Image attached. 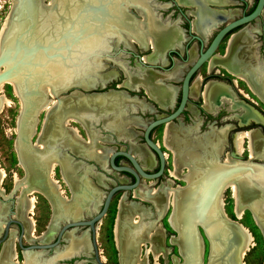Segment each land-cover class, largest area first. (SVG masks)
Wrapping results in <instances>:
<instances>
[{"label":"bare ground","instance_id":"1","mask_svg":"<svg viewBox=\"0 0 264 264\" xmlns=\"http://www.w3.org/2000/svg\"><path fill=\"white\" fill-rule=\"evenodd\" d=\"M18 1L17 7L13 10L10 18L9 16L6 17L0 30V54L5 49L8 50L9 54L11 51L19 50V53L15 55V57L11 54L0 67V71L3 67V69H7L10 72L5 79L0 81V93L3 83L10 82L12 83L14 92L18 94V96L24 98L25 106L17 131V151L21 165L26 169V175L20 182L22 190L18 199L19 202L17 203L16 211L14 212L23 225V235L28 240H31L34 222L30 216L26 215L32 212L34 198L26 194L28 191H37L49 201L52 209L51 219L47 225L49 229L55 227L56 222L59 220L78 219L80 215L85 213V210L91 207V204L99 200L97 197L98 190L91 183L89 175H95L96 178L98 177L97 174H92L89 168L77 170L67 161L65 156L61 158V173L68 185L67 187H69L71 191L69 199L63 196L62 190L58 188L53 177V168L56 161L54 148L50 146L54 143L66 146L75 154L98 163L105 161L111 152L107 146L103 145L104 142L111 141L110 137H99L97 134L87 129L89 140L82 139L78 134L77 128L66 126L67 119H77L84 125V122H86L84 118H87L84 116L87 114L86 112L91 115L89 119H96L97 113H104L106 116L102 119L103 128L116 139H125L127 141L128 151L135 155L142 167L147 168L153 164L151 153L144 144H137L133 140L134 132L128 127L143 126L144 122L138 117L127 116L128 110L135 111L137 107L141 110L151 109V106L142 99H138L134 96L129 97L123 91L113 92L109 90L106 93L92 95H79L77 92L72 91L67 97L60 98L49 107V105H47L48 100L45 97V91L54 94L73 85L85 90L93 87H103L110 80L117 77L114 70L101 73L104 67V60H101L103 63L97 64L92 75L87 73L89 65L88 60L93 57L99 59L101 55L104 56V53L110 48L108 42L122 44L127 49H131L129 47L133 46V43L143 49H146L148 46L150 49L152 48V53L150 54L151 56L149 55L146 59L149 62H156L157 58L159 59L160 57L164 62L162 57H164L163 53L165 51L172 48L180 49L178 43L181 39V30L175 26L176 24L168 25L161 23L160 20L158 21L156 18H153L150 13L144 11L141 7L135 6H141L144 0H52V5H47L50 6L49 8L41 6L39 0ZM177 1L178 3L184 4L183 0ZM213 1L225 2V0ZM124 3H133L142 19L138 18L139 16L137 15L130 14L123 10L122 4ZM203 4L208 5V3ZM263 10L262 14H264ZM132 11L135 13L134 10ZM234 13L236 14L237 11H234L233 14ZM212 17L214 16L211 14V10L208 9L202 21L212 20L210 19ZM194 23L195 21L191 24ZM193 27L195 28V24ZM238 34H240V30L230 36L229 45L226 48L227 55L221 56L214 54L208 59L207 70L214 66L223 68L228 73L235 75L237 79L246 82V85L250 87L249 89L257 93V95L264 100V71L255 74L256 76L253 78V72L249 69L245 70L240 66L238 55L241 57L244 53V47L242 49L240 44L245 42L246 39H241L242 36ZM46 36L58 37V40H50L44 43L43 41L46 39L43 40L42 38ZM121 40H125V43L129 47L125 46ZM242 45L244 46V44ZM72 49H74V53H72ZM56 50L57 52L52 54L56 57L51 56L53 58H49L50 53ZM38 51L42 54V57L38 54L35 59L36 61H42L44 57L45 63H52L57 60L58 63L62 61L65 62L66 59L70 57V53H72V55H75L73 56L74 59H76L75 62L81 61L87 63L84 65L82 64V68L78 69L79 71L76 72H66L63 68L64 66H62L66 64L47 65L45 69L37 72L38 76H34L29 80L28 86H26V82H24L21 84V88L20 83L22 77L19 76V74L22 73L24 67L27 68L31 65V58ZM194 55V49L191 47L189 50L190 61L194 58ZM138 72L140 73L138 76L134 78L129 76L127 79L123 80L121 85L129 90L142 88L145 95L149 99L155 101L159 107H169L175 94V87L163 84L162 80L176 79L178 74H180L179 63L176 62L175 67L167 73H156L150 69L143 68H138ZM30 75V69L27 68L24 76L28 77ZM251 78H253L254 81ZM237 79H234V84H236ZM198 82L199 75H196L189 86V95L191 97H195L197 94ZM231 93L232 92H229L227 86L223 83L208 81L205 83L201 94L203 97V107L211 110L214 100L219 94L231 97ZM243 94L246 96L244 92ZM244 109L246 113L242 116H238L239 124L248 123L251 119L264 123L262 118L251 108L245 106ZM41 110H46V117L44 125H41L40 132L38 133V143L41 146L39 148L35 145H28L27 142L20 139L22 136L28 139L33 135L37 115ZM191 110V113H195L193 107H191ZM122 117L128 118V120ZM132 118L137 119L139 123L131 120ZM165 125L163 144H165L173 153L172 155H174V174L177 175L180 168L186 164L189 165L188 172L181 176V178L187 182L186 187L188 190L183 192L182 189L184 188L175 191L169 188L159 187L156 192L152 193L151 190H140L136 188L132 191L133 196L137 195L136 197L139 196L138 198L140 199L155 202L156 197H158L156 194L161 193L162 195L160 198L163 197L165 202L167 201L173 205V212L170 214L169 222L178 233V236L172 240L179 245L180 252L184 258L182 264H200L201 243L196 231L189 227L190 220L193 215L196 214V208L203 198V194L209 191L211 186L218 181V177L225 173V169H232L233 173L225 180L224 178L220 179V183L205 211L204 222L206 226V235L211 246H216L218 243L222 248L221 253H224L222 256L223 258L219 259L221 253H218L219 255L217 258L216 255L214 256V251L211 248L210 264L228 263L227 255L234 251L233 240H237L235 246L237 262L242 264L240 261L241 256L243 252L252 245V237L248 230L241 224L228 222L231 228L225 225L223 220H227L224 217L220 194L225 187H231L234 193V212L236 217L239 218L242 210L247 207L253 213L256 222L261 227L264 234V164L253 165L249 162L240 163L238 161L233 163L229 158L227 161H231L232 163H226L224 161L218 164L216 159L223 147H225V133L228 126L218 129L211 127L209 131L196 138H185V132H188V129L190 131V129H192L191 127L185 129V126L183 127L171 122ZM51 134L59 140H52ZM245 138L248 139L247 143L250 157L264 158V139L261 137L258 129L238 131L234 134L233 147L235 149V154H241ZM196 148H199L200 152H196ZM164 156H166L165 153ZM190 163H192V165H190ZM209 166L211 167L209 168ZM255 170L261 171V175L255 173ZM86 171H88V174H86ZM248 172L254 178L256 176L255 180L261 184L257 185L249 182L248 177L244 176ZM3 176L4 172L0 168V185ZM116 179L122 182V178L118 177ZM19 181L20 180L15 178V183ZM0 190H2L1 187ZM135 190H137L136 195ZM168 198L169 200H167ZM4 208V206L1 207L0 213H3ZM136 212L140 213V215L143 214L142 209L137 205L121 203L119 206L114 230L115 240L121 251L122 264H135L137 261L141 262L138 255L139 250L137 248L141 241L149 240L151 242L150 250H152L155 255L159 252L154 248L157 247V243H155L153 239L155 235L148 234L150 227L153 229V226L151 224L144 226V224L132 225L133 222L130 223ZM21 218L25 221V225ZM127 224L132 232H127V230L124 231L123 228ZM214 224L219 225L223 229H227V231L229 230L230 236L228 234V237H226V243H224L220 239L218 233L214 231ZM1 227L2 225H0V229ZM25 228L27 234L25 233ZM52 233L53 231H48V228H46L41 233L39 240H49ZM74 235H85L87 238L86 231H80L79 234H76L74 230L68 231L62 237L65 241V245L58 249L55 248L54 255L50 259L39 262L35 255L27 253L24 263L54 264L55 259L58 258L89 253V243L87 244L88 239L87 241L84 240V242L80 238V240H77V238L72 241L70 237ZM5 246L6 249L4 248ZM5 246L0 253V264H11L12 260L15 258L16 251L14 245L10 246L9 249H7L8 245L5 244ZM133 251L134 254H132ZM147 251H149V249L146 250V252ZM103 259L104 257H102V260ZM102 260L99 256V261L103 262ZM75 264L81 263L78 262Z\"/></svg>","mask_w":264,"mask_h":264},{"label":"rangeland","instance_id":"2","mask_svg":"<svg viewBox=\"0 0 264 264\" xmlns=\"http://www.w3.org/2000/svg\"><path fill=\"white\" fill-rule=\"evenodd\" d=\"M159 1H161V0H159ZM159 1H157V0H144V3H142L141 6L140 5H135V6L141 7V9L150 13L153 16V18H157V20L159 21L158 16L154 15V12L152 10V6L149 3L156 4V7H153L155 12L158 11V12H163L164 14H167L172 9V6H168V3H162V5H160L161 8L159 9L157 7V5L160 4ZM249 2L250 1L247 0L246 8H248L252 4ZM18 3H19L18 0H16V1L15 0H0V30H1L3 24L6 20V17L9 16V18H10V16L13 13V10H15ZM39 3L41 6H44L45 8H49L52 5V0H39ZM14 4H16V5H14ZM49 4H50V6H47ZM122 7H123L122 8L123 10L129 12L130 14L137 15V16H139L138 18L142 19L139 15L138 11L136 10V7H134L133 3H124V4H122ZM131 9L134 10L135 13H133V11ZM174 17L171 16L172 21H169L170 19H168V20L165 19V20H160V22L163 24H168V25L169 24H177V22H175L177 20V18H175V20H174L173 19ZM256 21L258 22V20H256ZM175 26L177 27V25H175ZM112 27H114V26H112ZM215 28L216 27H214L213 29L210 30L211 31L210 35L215 30ZM57 38L58 37L46 36L42 39L43 40L46 39L45 41H43L45 43V42H48L50 40H58ZM121 41L125 44V46H127V44L125 43V40H121ZM108 44L110 45V48L107 49V51L104 53L105 54L104 56L101 55L99 57V59L93 57L90 60H88L89 65L87 68V71H88L87 73L92 75L94 73V69L97 67V64L103 63L101 60H104V63H103L104 67H103V70L101 71V73H106V72H109L110 70H113V68H115V65L113 66V64H116L120 68L121 72H116V70H114L117 74V77H115L114 79L109 81L110 86H106V88H102L100 90H98V87H94L95 89L91 90V92H105V91H107L108 88L115 89V90H123L122 87L115 88V86L117 84H119L120 82L122 83L123 80L127 79L129 76L134 78L135 76H138L140 74L138 72V68H140V65H139L137 59H135L133 56H130L124 52L125 51L124 49H127V48H125L122 44H113L112 42H108ZM133 44H135V43H133ZM135 45H137V44H135ZM221 46H222V44H221ZM221 46L217 49V53L222 52ZM127 47H129V46H127ZM138 47L143 49L140 46H138ZM129 48L133 49L132 46ZM119 50H120V52H119ZM73 51H74V49H72V53H74ZM225 51L226 50H224V52ZM55 52H57V50L52 51L49 55V58H53L51 56H55V55H52V54H55ZM18 53H19V50L11 51L10 55L13 54L15 57V55H17ZM72 53H70V57H68L65 62L62 61V62L58 63L57 62L58 60H57L56 62H52V63L46 62L45 63L44 57L42 58L43 59L42 61H36L35 60L38 54L42 57V54H40V52L38 51L37 53H35L32 56L31 65L29 67H27L28 69H30L31 75L28 77L24 76V73L27 70V68H25V67L22 69V73L19 74V76L22 77L20 86L24 82H26L25 84H26V86H28L29 80L32 79L34 76H38L37 72L45 69V67L47 65H50V64H66V65H62V66H64L63 68L66 72L79 71L78 69H81L82 66L84 64H86L87 62H84V63L81 61L75 62L76 59H74V57H73L75 55H72ZM151 53H152V48L150 49V53L148 55L143 56L142 59L144 61L149 62L146 59V57H148ZM72 59H73V61H72ZM69 60H71V61H69ZM157 60H160V59L157 58ZM175 62H178V61H175ZM142 65H141L142 68H146ZM1 69H3V67ZM199 72L202 74L201 69ZM232 77H233V79H237L235 77V75H232ZM120 79H122V80L120 81ZM238 80H240V79H237L236 84L238 83L239 91L241 90L240 91L241 93L244 92L245 94H249V92L246 90V88L244 86V83H245V85L247 83L244 82L243 80H242V82H244V83L238 82ZM246 87L250 88L248 85H246ZM21 88H22V86H21ZM73 90H78L79 93L80 92L82 93V95L90 94L89 91H82L81 88L78 89L77 86L75 87V85H73L71 87L69 86V87L63 89L62 91L56 92L54 94H52L51 92L45 91V97L48 100L47 105H49V107H50L51 105L54 104V102H56L57 98L67 97ZM249 90L251 91V89H249ZM142 91H143V89H142ZM251 93L255 96L257 95V93H255L253 91H251ZM128 94L130 95V97L134 96V97L139 98V95L141 94V92H140V90L138 92L137 91L135 92L132 90V91H128ZM248 97L253 99L254 101H256L258 103L256 106H253L255 108V110H257L261 114L264 113V106L261 103H259L254 98V96H251L249 94ZM257 97L264 104V100L261 99L259 97V95H257ZM238 99L241 100V98H238ZM245 104H247V105L249 104L251 106L250 103H245ZM24 106H25L24 98L22 96H18V94H16L14 92L12 83H10V82L3 83L2 91L0 93V168L3 170L4 176H3V179H2V182L0 185V187L2 189V190H0V195H1L0 196V209L2 206H4L5 208H4L3 213L2 212L0 213V225H2L1 229H3L4 222L9 216L12 218L19 219L16 214L12 215L11 213L13 212V208H12L13 203H14V211H16V206L18 205L17 203L19 202L18 199L20 197V192L22 190L20 182L24 179V177L26 175V169H25V167H23V165H21V161L19 160L18 151H17V149H18L17 148L18 147V145H17V131H18V126L20 125V122H21V115H22V111H23ZM188 108L190 111H192L191 106H188ZM244 113H246L245 109H243V112L241 114L238 113V114H240L238 116H242ZM131 114H132V116H129V117L140 115L143 118H149L150 116H152L153 113L149 110H145V109L141 110L140 109V111L138 110V111H135ZM186 114H187V116L191 117L189 112H187ZM192 114H194V113L192 112ZM45 117H46V110H41V112L37 115V121H36V125L34 128V133L37 131L40 132V127H41V125H44ZM123 119L128 120V118H123ZM73 120H75V119H73V118L67 119L66 126L77 127L79 129V134H81V136L83 137V134H85L87 132L86 127L84 126L85 129L80 128L79 125H77L73 122ZM131 120L139 123V121L137 119L132 118ZM191 120H193V119L191 118ZM77 121H79V120H77ZM79 122H81V121H79ZM188 122H190V120H188ZM238 123H239V121H238ZM81 124H83V123H81ZM174 124L181 125L180 123H174ZM165 126L159 125L153 131V133H151V139L154 142H158L159 145H160L161 141H162V143L164 142V140H163L164 131L162 134H160V130H163V128ZM181 126H183V125H181ZM195 126H196L195 123L193 125H187V126L185 125V127L183 126L185 129L190 128V127L192 128V129H190V131H192V132H190L189 129H188V132H185V138H190V137L196 138L199 135H202L203 133L209 131L210 128L212 127V126H209L205 131L198 134V133H195L193 131V129L195 130ZM128 127L134 132L133 140L136 143H141L142 142L141 141L142 127H133V126H128ZM254 129H256V128H254ZM241 130L242 129H240V131ZM88 134L89 133L87 132L86 133L87 140H89ZM234 134H233V136H234ZM126 136H128V135H126ZM34 137L35 136H33V138L30 139V141H32L33 144H35V146L38 145V147L40 148L41 146L38 143V138L35 141ZM51 138L54 141L59 140L54 135H52ZM61 138H63V137H61ZM110 139H111L110 144L106 145V146L111 151L115 150L116 148H119V146H121L120 147L121 149H123V146H126L127 141L125 139H122V138L115 139L113 135L110 137ZM232 140H233V138H232ZM245 140H246L245 142L247 144V150H248V143H247L248 139L245 138ZM100 142H102V141H100ZM163 145L165 148H167L165 146V144H163ZM160 148L165 152V154L168 153V151L163 149L161 146H160ZM195 150H196V152H200L199 148H196ZM233 151L235 153V149H233ZM170 153H171V155L173 154L171 151H170ZM248 154L250 156L249 150H248V152L243 151V152H241L240 155H238V158H236V160L233 159L234 157L232 158L231 155H226V156H224L223 162L225 161L226 163H232L231 161H227V159L229 158L230 160L233 161V163H235L238 160L239 162L249 161L252 163H257V164L263 163L264 164V161L261 162V161L255 160V159H248ZM51 156H53V155H51ZM173 157H174V155H172L171 160H170V158L166 159V161L170 160L172 162V165L170 163L165 164L166 171L163 173V176L158 181L154 182L152 180L149 181L147 179H142L141 183H139V185L136 188H139L140 190H151L152 193L156 192L159 187L169 188V189H172L175 191L182 189L187 184V182L184 181V179L181 178V176L188 172L189 165L186 164L185 166L180 168L177 175H175L174 174V159H173ZM190 165H192V163H190ZM151 166L147 167V168L149 170H151ZM210 167L211 166H209V168ZM97 170L99 171L100 169H97ZM60 171H61V169H60ZM255 173H259L261 175L262 172L259 170H255ZM86 174H88V171H86ZM111 174L112 175H110V176L106 175L107 177H98V178H96L92 175L94 179L91 177V179L93 181L94 180L98 181L97 184L94 183L95 188L98 190V196H97L99 199L98 201L102 200V197L105 194V192L107 191V189L111 185L115 184V182H116L113 177H118V176L113 172H111ZM169 174L174 175L175 178L169 176ZM246 175H244V176L248 177L249 182H252L253 184H257V185L261 184L255 180L256 176L254 178L249 172ZM61 176L63 178L62 179L63 182L58 183V184L60 185V188L63 191V196L69 199V197L71 196V191L69 190V187H67L68 185H67L62 173H61ZM89 176H91V175H89ZM15 178H17L20 181L15 183ZM54 178H57V176L55 175ZM259 178H260V176H259ZM122 181H123V179H122ZM15 186H16V188H15ZM13 189H15V190H14V193L12 194L11 192ZM136 191L137 190H135V195H136ZM29 192H31V191H28L26 194H28ZM233 194H234L233 189L231 187H228V186L225 187L224 189H222V191H221L220 195L222 198V209L224 212V217L227 218V220L230 222L234 221L238 224H241L243 227H245L248 230V232L250 233V235L252 237V240H251L252 245H250L248 247V249H246V251L243 252L240 261L242 262V264H264V234H263V231H262L261 227L258 225V223L256 222L253 213L247 207H245V209L242 210V212L239 215V218L236 217V214L234 212L235 199H234ZM13 195H15L14 202H12L13 199L10 197ZM29 195L33 196L34 203H33L32 212H31L32 214H29V215L27 214L26 216H30L33 219L35 230H33V233L31 235L32 238H30L31 240H28L23 235L22 240H21L22 245L34 244L37 242H45L47 240H43V241L39 240L40 232L43 231L44 229L48 228V231H53V233H54L55 228H56V226L55 227L50 226L51 227L50 229L48 226L46 228H44V225L46 224V221H47L48 216H49V207H48L49 201L42 194L41 195L46 199L48 204L43 199V197L37 193H31ZM136 196H133L131 191H126L123 193H119V192L115 193L110 200V203L108 205V208H107L105 214L102 216V218L96 224L95 235H94L96 247L98 249V255L101 257V260H102V257H104V259L102 260L103 262H101V264H122L121 251H120L119 247L117 246V243L115 240V230H114L115 229L114 227H115L116 221H117L118 212H119V206L121 203L134 204L135 206L137 205L140 207V209H142L143 214L140 215V213H138V212H136V214L134 213L135 215L133 216L132 221L130 223L133 222L132 225L133 224H135V225L144 224V226L151 224L153 226V229H151V227H150L148 234H154L155 235L153 237V239H154L155 243H157V247H154V248L156 251H159L155 255L154 252L152 250H150L151 242L149 240H147L148 242L147 241H141L137 246V248L139 250L138 251L139 259L141 260V262L137 261V262H135V264H142V262H143V264H182L184 262V260H183L184 258L181 255L179 245H177L172 240L178 236V234L176 232L177 230L173 226H171V223L169 222L170 214L173 212V205L166 201L165 206L163 207V211L161 213H159L157 205L155 202L151 203L148 200L140 199V198H138L139 196L138 197H136ZM167 200H169V198ZM97 204H98V202H96L95 205L93 206V210L92 209H87V210L84 209L85 213L83 215H80V217L78 219H80L81 217L84 219L90 217L93 213H95V211L97 209V207H96ZM49 206H50V204H49ZM50 212H51L50 213V219H51V215H52L51 207H50ZM50 219H49V221H50ZM65 221H67V219L66 220H59L58 222H56V225L59 226L61 223H64ZM48 224H49V222H48ZM24 225H25V221H24ZM216 225L217 224L213 225V227H214L213 229H215L214 231L217 232L220 239L224 243H226V237H228V234L230 233L229 230L227 231V229H225V228L223 229L219 225H217V226ZM1 229H0V239L2 238V235H3L2 234L3 230H1ZM123 229H124V231L127 230V232L131 231L128 227V224L125 225ZM195 229H196L195 230L196 234L198 235V238L200 239V243H201V252H200L201 255L199 258L200 264H207L210 261V249L211 248L214 251L213 252L214 256L216 255V257L218 258V255H219L218 253H221V249H222L220 247V245L217 243L216 246L215 245L211 246L210 241H209L208 237L206 236L205 232L203 231V229L199 225H196ZM79 230H82V229L75 228L74 231L76 234H79L80 233ZM137 230H140V229H137ZM8 232L9 233L7 234L6 238L0 242V253H1V250L3 249V247L5 246V244L8 245L7 249H9L10 246L14 245L16 255H15L14 260H12L11 263L12 264H24L25 256L27 253H26V251L19 249L16 245V237H17L18 231H17V227L14 225V223L10 224ZM25 233L27 234L26 228H25ZM53 233L51 234L50 238L52 237ZM87 235L89 236L88 233H87ZM81 236L82 235H74V236H71L70 239L73 241V240H76L78 238L77 240L82 239L83 242H84V240L87 241V238L85 235L82 237ZM229 236H230V234H229ZM147 238H148V235H147ZM87 244H88V241H87ZM64 245H65V241L61 240L60 243L55 248L58 249ZM4 248L6 249V246ZM54 249L53 250L52 249H45V250H36V251L32 250L29 253L35 255L37 257V260L39 262H42L45 259H50L54 255ZM148 249H149V251L146 252V250H148ZM79 258L84 259L82 264L87 263L85 261L87 259L93 264H98L92 258L91 252L89 253L88 257H84V256H81V254H78L77 256H74V257H71L68 259L57 260L54 264H75L73 262L79 261Z\"/></svg>","mask_w":264,"mask_h":264},{"label":"flooded vegetation","instance_id":"3","mask_svg":"<svg viewBox=\"0 0 264 264\" xmlns=\"http://www.w3.org/2000/svg\"><path fill=\"white\" fill-rule=\"evenodd\" d=\"M157 1H159V0H157ZM249 1H250L249 3H252V4L248 8H246L247 0H225V2H223V3L213 1V0H202V1L201 0H183L184 4L178 3L177 0H161V1H159L160 4L157 5V7L159 9L161 8L160 5H162V3H168V6H172V9L167 14H164L163 12H158V11L155 12L153 7H156V4L149 3L152 6V10L154 12V15L158 16L159 20L170 19L169 21H172L171 16L172 17L175 16L173 19L175 20V18H177V20L175 21V22H177L176 25L178 28L181 29V39L178 43L180 46V49L172 48V49H168L167 51H165L164 52L165 54L163 53L164 57H162L164 59V62L162 61V59L160 57H159L160 60H157L156 62H147V61L142 60L143 56L149 54V52H150L149 47H147L146 49H141L137 45L133 44V46H132L133 49H124L125 50L124 52L126 54L133 56L135 59H137L139 65H140V68H142L141 65L143 64L142 66L146 67L143 69H150L151 71H155L156 73L170 72L176 65L175 61H178V63H179L180 74H178V77L176 79H172V80H170V79L162 80L163 84L172 85L175 87V94H174V97H173L169 107H167V108L159 107L155 101L149 99L148 97H146L144 95V92L142 91L141 88L133 90L135 92L136 91L138 92L140 90L141 94L139 95V98L138 97H136V98L142 99L144 102H146L147 104H149L151 106V109L149 111H151L153 114L149 118L153 119L159 115L168 114L176 108V106L179 102V97H180V84H181L182 77H183L184 73L186 72L187 68L191 65V63L197 57V52H198L199 47H200V42L196 39V37L201 39L202 46H203V48H205L208 45V43L210 42V40L212 39V37L214 36L215 32L222 25H224L226 22L234 19L235 17H239L240 14H242V13L243 14L249 13L253 9V7L256 3V0H249ZM195 3H196V5H195ZM203 3H208V5H204ZM211 3H213V4H211ZM214 3H216V4H214ZM210 8H224L226 10H228V9L229 10L228 11H219V10H214V9H210ZM208 9L211 10V14L214 17L210 18L212 20H207V21L203 22L202 21V20H204L203 16H205V12ZM216 11H219V12H216ZM234 11H237V13H236L237 15L235 13H234L235 15L233 14ZM263 12H264V10H263ZM256 20H258V22ZM194 21H195V23H194L195 28L193 27L194 24H191ZM210 21L212 22V24ZM169 25H174V24H169ZM214 27H216V28L212 32V34L210 35V32H211L210 30L213 29ZM236 30L237 29H234L233 31L226 33L224 35V37L220 40V42L216 46V48L214 50V54H218L221 56L227 55L226 51L224 52V50H226V48L229 45L230 36L232 34L236 33L237 32ZM238 35L242 36L241 39H246L245 42H242L240 44V47L242 49L244 47V53L241 55V57L238 55V57H239L238 60L240 62V66L245 70H247V69H249V70H251V69L261 70L260 68L264 67V14L260 15L256 19L251 20L249 23L244 25L242 27V29L240 30V34H238ZM221 44H222V46H221ZM242 44H244V46ZM220 46L222 48V52L217 53V49ZM191 47H193L195 55H194V58L190 61L189 50ZM119 52H120V50H119ZM249 53H250V55H249ZM248 61H249V63H248ZM114 65H115V68H113V70H116V72H121L120 68L116 64H113V66ZM207 66H208V60L203 62L200 65V67H198V69L196 71H194V73L191 75V77L189 79L190 80L189 86H190L191 81L194 80V77L196 75H199L197 94L195 95V97H191L189 95V87H188L187 100H186V103H185L181 113L178 115V117L176 119H173L170 122L171 123H180L183 126L193 125L195 123L196 126H195L194 132L198 133V134L205 131L209 126H212L216 129L224 127V126H228V129L226 130V133H225V138H226L225 147H223L221 153L218 155V157L216 159V161L219 164V163L223 162L224 156H226V155H231V156L237 155L233 151L234 147H232L233 146V140H232L233 137L232 136L234 133L240 131V129H242L241 131H246V130L256 128L259 130L260 135L264 139V126L261 122L254 121L252 119L248 123H244V124L238 123V117L237 116L239 115L238 114L239 109H238V105H237V99L241 98V101L243 103H250L251 106L249 104H248V106H250L251 109H253L254 111H257V110H255V108L253 106H256L258 103L256 101H254L253 99L249 98L248 96H244L241 94V92L238 89V83L237 84L233 83L234 79L232 78V74L230 75V73H228L226 70H224L223 68L218 67V66H214V67L210 68L209 70H207ZM200 69L202 70V74L199 72ZM261 71H264V69H262ZM121 80L122 79H120V81ZM208 81H216L219 83H223L225 86H227V89L229 90V92L230 91L232 92L231 97L228 95L222 96L221 94H219L216 97V99L214 100V103L212 105L211 110L205 109L203 107V99H202L203 97L201 95L203 87H204L205 83ZM239 82H242V81L239 80ZM106 86H110V83L108 82L103 87H98V90H100L102 88H106ZM244 86H245L246 90L250 93V95L253 96L252 93L247 89L245 84H244ZM119 87H122L123 90H115V89L108 88L107 91H109V90H111L113 92L123 91L126 93V95H128L130 97V95L128 94V91H132V90H129L128 88L123 87L121 85V82L115 86V88H119ZM77 88L80 89V87H78V86H77ZM93 89H95V88L93 87L91 89H87V90L81 89V90L82 91H89V93L92 94V93H94V92H91V90H93ZM73 91L77 92L79 95H82V93L81 92L79 93L78 90H73ZM58 99H60V98H58ZM188 106H191L194 108V110H195L194 114H196V115L191 113ZM138 110L140 111L139 107H137L135 111H138ZM135 111L128 110L127 116H132L131 113H133ZM187 112L190 113L191 117L187 116V114H186ZM86 113L87 114H85L84 116L87 118H84V120L86 121V122H84V125L81 124L82 122L79 123L77 120H73V122L75 124L79 125V127L82 129H85V127H86V129H89L93 133L97 134L99 137H106V136L111 137L112 136L102 126V119L104 116H106L104 113H97L96 119H89L91 115L88 112H86ZM258 113L260 115L263 114L262 116L264 117V113H262V114L260 112H258ZM136 117L140 118L141 120L147 119V118H143L140 115H137ZM191 118L193 120H191ZM188 120H190V122H188ZM163 125H165V124H161L160 126H163ZM158 126H155L154 128L151 129L150 137H151V133H153V131ZM75 128H77V127H75ZM77 131L79 134L78 128H77ZM163 131H164V128H163V130H160V134H162ZM38 133H39L38 131L33 133V135L27 139L28 145H31V146L35 145V144H33L32 141H30V139H32L33 136H35L34 138L36 141L38 138ZM79 135L81 136V134H79ZM82 139H87L86 133L83 134ZM141 141H142V138H141ZM109 144H110V142H104L103 143L104 146L109 145ZM156 144L158 145L159 148L161 146L163 149L167 150L168 153H166V156H164V162H163L161 174L158 177L152 179V181H154V182L158 181L163 176V173L166 171V168H165L166 163L167 164L170 163L172 165V162L170 161L172 158L170 151L164 147L162 141H161L160 145L158 142H156ZM50 147L54 148L55 161L56 162H55V165L53 168V177L55 175L57 176V178H54V179H55L59 189H61V188H60V185L58 183L63 182L62 176H61V171H60V160L64 156L66 157L67 161L77 170H82L83 168H89V170L91 171L92 174L93 173L97 174V177H107L106 175H109V176L112 175L111 174L112 171H111L110 166L107 162V158L105 159V161L98 163L96 161H92L91 159H87L83 156L75 154L74 152L69 150L66 146H61L58 143H54ZM120 147L121 146H119V148ZM124 147H126V146H123V148ZM119 148H116L115 150H117ZM160 150L162 151V153L164 155L165 152L161 148H160ZM167 158H170V160L166 161ZM152 161H153V164L151 166V170H149L148 168H145L144 169L145 171L153 173V172H156L158 170V168H159L158 157L156 155H154V157L152 158ZM113 163L116 165L126 164V165L131 167L130 163L125 158H123L122 156H115L113 158ZM97 169H100V170L98 171ZM113 173H115V172H113ZM115 174L118 177L123 179L122 182H125V183H132L133 182V177L128 173L119 172V173H115ZM93 176L96 177L95 175H93ZM93 176L91 175L89 177V179L95 187L94 183L97 184L98 181H96V180L93 181L91 179V177L93 178ZM169 176L173 177L174 175L169 174ZM118 177H113L116 181L115 183L121 182V181H118L116 179ZM173 178H175V177H173ZM142 179H144V178L139 176V183H141ZM14 190L15 189L12 190V192H11L12 194L14 193ZM31 193H37V194L41 195L37 191H31L28 194H31ZM62 193H63V191H62ZM157 195H158V197H156L155 203L157 205L159 213H161L163 211L165 199L163 197L160 198V196L162 195L161 193H157L156 196ZM10 197L13 199L12 202H14L15 195L10 196ZM103 197H104V195H103ZM103 197H102V200L98 201V204L96 206L97 209H96L95 213L100 209V207L102 205ZM43 199L46 201V199L44 197H43ZM151 203H153V202H151ZM47 204H48V202H47ZM94 205H95V203L91 204V207H89V209L93 210ZM48 207H49V216H48V219L46 221V224L44 225V228L47 227L49 219H50V213L51 212H50L49 204H48ZM12 208L14 211V203H13ZM95 213H93L90 217H92ZM30 214H32V213H30ZM90 217H88L86 219H89ZM97 223H95V229H96ZM14 225L17 227V231L19 233L18 225H16V224H14ZM60 225L59 226L56 225V229L58 227H60ZM81 228H88V226H84ZM43 231L40 232V235ZM87 233L89 234L88 231H87ZM87 239H88L89 249H90L89 253L90 252L92 253V258H93V252H92V248H91L90 241H89L90 239H89L88 235H87ZM54 240H55V236L53 233L52 237L45 242L50 243V242H53ZM61 240H63V239L61 238L60 241ZM94 240H95V237H94ZM60 241H59V243H60ZM95 244H96V242H95ZM96 249H97V247H96ZM89 253H87L85 255H81V256L88 257ZM97 253H98V249H97ZM132 254H134V251ZM98 257H99V255H98ZM79 260H82V263L84 261V259H81V258H79ZM85 261L87 263L90 262L88 259ZM84 264H86V263H84Z\"/></svg>","mask_w":264,"mask_h":264},{"label":"water","instance_id":"4","mask_svg":"<svg viewBox=\"0 0 264 264\" xmlns=\"http://www.w3.org/2000/svg\"><path fill=\"white\" fill-rule=\"evenodd\" d=\"M210 9L219 10V11H228L229 10V9L226 10L224 8H210ZM263 9H264V0H256V3L254 5L253 9L249 13H247V14L242 13V14H240L239 17H235L234 19H232V20L226 22L224 25H222L215 32L214 36L212 37V39L210 40V42L208 43V45L205 48H203V46H202L201 39L195 36L196 39L200 42V47H199V50L197 52V57L194 59V61L191 63V65L187 68L186 72L184 73V75L182 77L181 84H180V97H179V102H178L176 108L168 114L159 115L153 119L147 118V119L142 120L144 122V124L142 126V132H141L142 142L137 143V144H144V146L147 148V150L151 153L152 158L154 157V155H156L158 157L159 168L156 172L150 173V172L145 171L144 170L145 167H142L140 165V162L135 157V155H133L132 153H130L128 151L127 143H126V147H124L123 149L119 148L117 150H112L109 153V155L107 156V162H108L112 172L128 173L133 177V182L132 183L117 182V183L111 185L104 194L102 205H101L100 209L92 217H90L89 219H86V220L81 217L80 219L65 221L64 223H62L60 225V227H58L54 231L55 240L53 242H50V243L37 242L34 244L22 245L21 240H22L23 232H24L23 225L18 219L12 218L9 216L4 222L3 229H1V230H3L2 231L3 235H2V238L0 239V242L6 238V236L8 234L9 226H10V224H13V223L18 225V227H19V233L17 234V237H16V245L19 249L26 251V253H29L32 250L36 251V250L54 249L58 245L60 239L63 237V235L66 232L71 231V230H75V228H79V229H82L79 231H86V232L88 231L89 232V239H90L89 241H90V245H91L92 252H93V259L96 263L101 264V262L99 261V257H98V253H97V249H96V244H95V240H94L95 223H97L102 218V216L105 214L111 198L117 192H119V193H123L126 191L132 192L139 184V176L150 181V180L158 177L162 172L164 155H163L162 151L160 150V148L158 147V145L156 144V142H154L151 139V137H150L151 129L154 128L155 126H158L161 124H166V123H168V122H170L173 119H176L178 117V115L181 113V111H182V109L186 103L187 96H188L189 81H190L189 79H190L191 75L194 73V71H196L198 69V67H200V65L203 62H205L212 55H214V50H215L216 46L218 45V43L220 42V40L224 37V35L226 33H229L231 31H233L234 29H237L236 31L241 30L244 25L249 23L251 20H254L257 17H259L262 14ZM10 56L11 55L8 53L7 49H5L0 54V67L2 66L3 62L6 59H8ZM9 73L10 72L7 69H1L0 81L5 79L9 75ZM106 92H108V91L94 92L92 94H101V93H106ZM92 94H87V95H92ZM144 95H145V93H144ZM57 100H59V99L57 98ZM21 140L27 142V139L23 136H22ZM115 156H122L123 158H125L130 163L131 167L126 165V164H119V165L114 164L113 158ZM232 173H233L232 169H229V168L225 169V173L218 177V181L214 185L211 186L209 191H207L205 194H203V198L200 200L199 205L196 208V214L193 215V217L190 220V223H189L190 228L196 230L195 226L199 225L206 234V230H205L206 226H205V222H204L205 211H206L209 203L212 200V197L215 193V190H216L218 184L220 183L219 182L220 179L224 178V180H225L226 177H228ZM186 186H187V184L183 187L184 188V189H182L183 192H186L188 190ZM11 214L14 215L15 212L13 211ZM226 220H227V218H226ZM223 222L225 223V225H227L228 227L231 228L229 223H232L234 221L230 222L228 220L225 221V219H224ZM84 226H88V228H81ZM232 232H234V231H232ZM236 241L233 240L234 251H232L230 254L227 255V260H228L227 264H239L237 262V258H236V249H235ZM77 255L78 254L71 255L70 257L55 259L54 263L57 260L68 259V258L77 256ZM81 255H84V254H81ZM223 255H224V253H221L219 259L223 258L222 257ZM78 262L82 264V260L74 261L73 263H78ZM210 262H211V259L207 264H210ZM86 264H93V263L89 262Z\"/></svg>","mask_w":264,"mask_h":264},{"label":"crops","instance_id":"5","mask_svg":"<svg viewBox=\"0 0 264 264\" xmlns=\"http://www.w3.org/2000/svg\"><path fill=\"white\" fill-rule=\"evenodd\" d=\"M261 70L262 69H264V67H261L260 68ZM261 70H253V69H251L250 71L251 72H253V78H255V74H257V73H259V72H261ZM256 72V73H255ZM178 77V76H177ZM233 78V77H232ZM253 78H251L252 80H253ZM254 81V80H253ZM238 82H239V80H238ZM244 83V82H243ZM245 84V83H244ZM258 84V83H257ZM260 85V84H259ZM174 87V86H173ZM247 89L249 90V88L247 87ZM250 91V90H249ZM251 92V91H250ZM242 95H243V93H241ZM250 94V93H249ZM249 94H246V96H249ZM253 95V94H252ZM255 98H256V100L259 102V103H261L263 106H264V104L258 99V97L257 96H255V95H253ZM245 103H243L241 100H239V99H237V105H238V109H239V113L241 114L242 112H243V109L245 108V105H244ZM170 105V104H169ZM246 106H248V105H246ZM248 107H250V106H248ZM251 108V107H250ZM253 110V109H252ZM254 111V110H253ZM255 113H257L259 116H260V118H262V120H263V122H264V117L262 116V115H260L257 111H255ZM239 114V115H240ZM262 123V122H261ZM263 124V126H264V123H262ZM262 137V136H261ZM244 141H246V140H244ZM245 145V146H244ZM243 151H247L248 152V150H247V144H246V142H244L243 143V149H242V152ZM234 157V158H233ZM232 158L233 159H235L236 160V158H238V155H235V156H232ZM248 159H255V160H257V161H264V158H260V157H250L249 156V154H248ZM238 161V160H237ZM239 162V161H238ZM245 162H249V161H245ZM240 163H243V162H240ZM249 163H251V164H253V165H256L257 163H252V162H249ZM259 164H261V165H263V163H258V165Z\"/></svg>","mask_w":264,"mask_h":264}]
</instances>
